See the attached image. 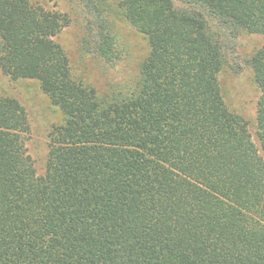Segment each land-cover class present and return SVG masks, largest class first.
<instances>
[{"label": "trees", "instance_id": "16d2710c", "mask_svg": "<svg viewBox=\"0 0 264 264\" xmlns=\"http://www.w3.org/2000/svg\"><path fill=\"white\" fill-rule=\"evenodd\" d=\"M66 1L83 53L115 63L123 21L148 52L98 86L56 39L68 13L0 0V70L63 114L41 173L26 107L0 93V264H264V44L245 57L259 144L220 82L240 40L264 36V0Z\"/></svg>", "mask_w": 264, "mask_h": 264}, {"label": "rangeland", "instance_id": "374dc122", "mask_svg": "<svg viewBox=\"0 0 264 264\" xmlns=\"http://www.w3.org/2000/svg\"><path fill=\"white\" fill-rule=\"evenodd\" d=\"M52 10L68 13L72 18L58 36L67 50L72 68L76 75L89 79L98 86H106L110 81H123L133 78L139 70V62L148 52L147 41L127 22H121L118 33L120 36V52L122 56L115 63H107L94 54H85L80 50V37L84 33V23L81 21L71 3L66 0H40ZM264 44L263 35H248L243 37L238 45L236 56H231V62L238 60L242 67L239 72L229 68L220 74L223 95L228 105L250 121V128L259 144L256 134V103L260 96L254 82L251 68L246 65L245 57L251 51ZM235 55V54H234ZM234 64V63H233ZM238 67V65H236ZM0 93L18 99L27 109L31 129L27 134V150L36 159L38 171L43 173L49 151L50 132L54 125L61 124L63 114L51 103L43 92L40 83L35 79L12 80L0 70Z\"/></svg>", "mask_w": 264, "mask_h": 264}]
</instances>
